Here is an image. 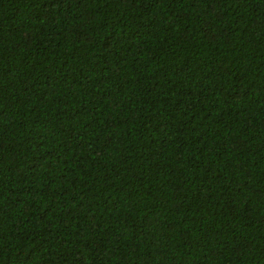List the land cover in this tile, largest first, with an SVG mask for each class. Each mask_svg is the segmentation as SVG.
Segmentation results:
<instances>
[{
    "label": "trees",
    "instance_id": "1",
    "mask_svg": "<svg viewBox=\"0 0 264 264\" xmlns=\"http://www.w3.org/2000/svg\"><path fill=\"white\" fill-rule=\"evenodd\" d=\"M0 264H264V0H0Z\"/></svg>",
    "mask_w": 264,
    "mask_h": 264
}]
</instances>
